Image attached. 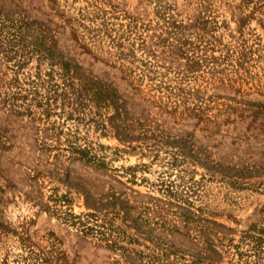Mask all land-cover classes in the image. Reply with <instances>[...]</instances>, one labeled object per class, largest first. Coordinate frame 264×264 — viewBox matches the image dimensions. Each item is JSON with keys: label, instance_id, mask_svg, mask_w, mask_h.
<instances>
[{"label": "rangeland", "instance_id": "1", "mask_svg": "<svg viewBox=\"0 0 264 264\" xmlns=\"http://www.w3.org/2000/svg\"><path fill=\"white\" fill-rule=\"evenodd\" d=\"M0 264H264V0H0Z\"/></svg>", "mask_w": 264, "mask_h": 264}]
</instances>
